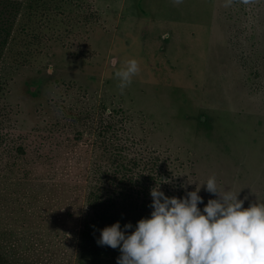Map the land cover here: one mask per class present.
<instances>
[{"label": "rangeland", "instance_id": "374dc122", "mask_svg": "<svg viewBox=\"0 0 264 264\" xmlns=\"http://www.w3.org/2000/svg\"><path fill=\"white\" fill-rule=\"evenodd\" d=\"M76 1L44 2L32 44L0 68V264H74L103 110L184 153L204 204L211 176L244 208L264 202V0ZM29 224L43 234L30 252Z\"/></svg>", "mask_w": 264, "mask_h": 264}, {"label": "trees", "instance_id": "16d2710c", "mask_svg": "<svg viewBox=\"0 0 264 264\" xmlns=\"http://www.w3.org/2000/svg\"><path fill=\"white\" fill-rule=\"evenodd\" d=\"M44 2L74 0H0V68L4 62H11L12 66L17 61L25 40L29 39V46L32 44L34 28L40 13L45 11ZM69 110L72 118L75 117L72 119L75 125L81 123L82 112H75L74 104ZM104 111L98 113L101 116V124L96 130L98 159L88 168L84 182V211L80 215L81 229L75 245L74 264H117L120 250L99 245L100 230L116 221L122 226L128 222L135 226L141 218L149 217L152 211L150 189L157 183L162 182L161 189L169 196H185V185L188 191L196 188L194 179L188 174L192 169L191 160L184 157V153L151 147L128 126L129 118L123 117L128 113L121 114L122 109L116 113L112 111L110 118H103ZM94 115L97 113L91 109L84 116H90L94 122ZM205 120V117L200 118L201 123ZM64 128L60 121L51 124L48 130L55 133ZM77 134L81 135L80 131L75 137ZM198 206L203 209L204 203ZM132 230L134 228L128 231ZM39 231L29 224V252L43 238ZM29 264L35 263L29 261Z\"/></svg>", "mask_w": 264, "mask_h": 264}, {"label": "clouds", "instance_id": "9594fccd", "mask_svg": "<svg viewBox=\"0 0 264 264\" xmlns=\"http://www.w3.org/2000/svg\"><path fill=\"white\" fill-rule=\"evenodd\" d=\"M139 70L132 58L115 72L121 90ZM161 183L150 189L149 217L100 230L99 245L119 248L117 264H264V202L244 208L239 193L222 191L211 176L203 186L217 198L201 209L198 184L192 191L183 186L186 195L177 197L166 195Z\"/></svg>", "mask_w": 264, "mask_h": 264}]
</instances>
